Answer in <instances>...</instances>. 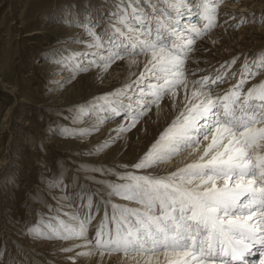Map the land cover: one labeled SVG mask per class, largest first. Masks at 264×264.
I'll return each mask as SVG.
<instances>
[{
    "label": "snow or ice",
    "instance_id": "6c2138e0",
    "mask_svg": "<svg viewBox=\"0 0 264 264\" xmlns=\"http://www.w3.org/2000/svg\"><path fill=\"white\" fill-rule=\"evenodd\" d=\"M220 0H113L101 19L89 18L72 24L85 31L88 51L73 52L71 59L84 57L87 67L106 71L114 63L129 65L128 82L99 97L89 108L78 106L82 119L94 108L96 124L87 129L62 127L61 135L86 136L99 131L108 119L122 123L110 137L94 146L99 152L134 128L152 108L168 96L177 107L178 90H183V107L138 161L93 171L112 174L117 181L98 180L115 195L136 207L112 205L98 224L93 225L92 202L84 215L64 213L53 217L46 230L29 229L37 239L71 243L63 252H74L83 241L86 252L66 259L76 264L81 256L99 254L134 258L136 264H256L250 257L259 254L264 264V81L246 91L244 84L264 70V50L245 59L235 84L217 91L226 80L236 77L229 69L233 57L214 73L191 80L201 69L188 62L196 40L217 26ZM241 15H243L241 13ZM195 17V19H193ZM241 20L240 23H244ZM104 24L100 32L96 27ZM227 23V21H225ZM239 27V24L234 25ZM143 58V67L140 65ZM56 63L66 64L64 58ZM138 73V74H137ZM127 101V103L125 102ZM202 152L198 158L166 175L142 173L179 155L185 149ZM90 228L94 234L90 233ZM134 254V256H133ZM122 264V262H121Z\"/></svg>",
    "mask_w": 264,
    "mask_h": 264
},
{
    "label": "rangeland",
    "instance_id": "374dc122",
    "mask_svg": "<svg viewBox=\"0 0 264 264\" xmlns=\"http://www.w3.org/2000/svg\"><path fill=\"white\" fill-rule=\"evenodd\" d=\"M112 3L113 0H0V264H72L66 257L80 252V247L63 252L62 247L71 246L67 241L37 239L29 229L46 230L49 222L55 223L53 217L67 220L64 213L84 215L89 210V198L93 225L99 223L105 210L111 215L113 204L136 207L110 196L107 186L97 183L119 182L116 176L92 169L131 170L118 166L136 163L166 128H162L155 113L148 111L134 128L120 133L99 152L94 151V146L117 137L115 130L127 123L123 114L108 119L90 135L60 134L62 127L87 129L96 124L98 113L94 108L82 119L65 117L75 115L78 106L89 108L93 97L128 82V71L119 75L125 61L114 63L106 71L98 67L81 71L77 64L87 67V60L71 59L73 52L88 51L84 43L75 42L88 39L84 29L71 21L84 24L89 18L101 19L100 14L106 16ZM237 24L239 27H234ZM103 28L100 23L96 31ZM261 50L264 0H220L217 26L196 40L188 62L190 69L203 71L189 75L188 80L191 84L193 78L214 73L226 61L238 57L229 69L236 77L217 89L223 92L239 78L245 55L251 59ZM61 58L68 62H55ZM139 59V67H143L142 57ZM260 81H264V70L249 79L243 90ZM167 101L168 96L161 100ZM6 151L9 157L3 164ZM179 155L140 172L166 175L181 167L175 164ZM90 233L94 234L92 228ZM93 256L94 262L85 255L76 264H128L126 259L114 261V255L108 260L99 254Z\"/></svg>",
    "mask_w": 264,
    "mask_h": 264
},
{
    "label": "bare ground",
    "instance_id": "6f19581e",
    "mask_svg": "<svg viewBox=\"0 0 264 264\" xmlns=\"http://www.w3.org/2000/svg\"><path fill=\"white\" fill-rule=\"evenodd\" d=\"M204 56V55H203ZM142 61H143V63H144V60H143V58H142ZM201 65L202 66H205L204 64H202L201 63ZM196 66H200V65H196ZM114 69V68H113ZM112 69V70H113ZM128 69H129V65L127 64V63H125V65H124V67L122 68V71L120 72V74L119 75H125L126 73H127V71H128ZM199 69H201L202 70V68H199ZM109 70H110V68H109ZM121 77V76H120ZM1 85H2V87H4V89L6 88L2 83H1ZM193 86L190 84V82H189V89H191ZM6 90V89H5ZM11 91V90H10ZM183 99H184V92H183V90H181V92H178V95H177V107L176 108H173L172 107V100L168 97V101H167V104L166 103H163V102H161L160 103V107L159 108H157L155 105L154 106H152V108L149 110V111H151V112H153V113H155L156 114V119L157 120H161V122H162V128L164 129L165 127H167L168 125V123L170 122V121H172V119L177 115V113L180 111V109L183 107ZM177 109V110H176ZM11 115H10V113L9 112H7V117H10ZM123 119H121V121H122ZM168 122V123H167ZM184 152V151H183ZM200 152H202V148L200 149V151H197V152H193L192 151V149H185V152L183 153V154H181V155H179L177 158H176V163L175 164H179L181 167H183L185 164H187V163H191V162H193V161H195L197 158H198V156L200 155ZM6 153H7V155H6ZM6 153H5V157H4V159H3V164L8 160V151H6ZM1 166H3V165H1ZM0 166V167H1ZM79 242H81V241H76L75 243H77V244H79V245H82V246H80V252H86L88 249H87V247L83 244V243H79ZM67 244H70L71 245V243L70 242H66ZM66 245V244H65ZM67 255V254H66ZM65 255V256H66ZM70 256V255H69ZM93 256V255H92ZM92 256H89V257H91V260H92V258L94 257H92ZM96 256H97V254H96ZM117 255H114V261L117 259L118 261H120V259H122V257L121 256H119V257H116ZM133 256H134V254H133ZM110 257V255H106V256H104L103 258H106L107 260H108V258ZM99 258V257H98ZM94 259V258H93ZM250 259V261H251V259H252V257H250L249 258ZM102 260V259H101ZM127 260V262H128V264H136V260L134 259V258H127L126 259ZM130 260V261H129ZM93 262H94V260H92ZM102 263V262H101ZM100 263V264H101Z\"/></svg>",
    "mask_w": 264,
    "mask_h": 264
}]
</instances>
